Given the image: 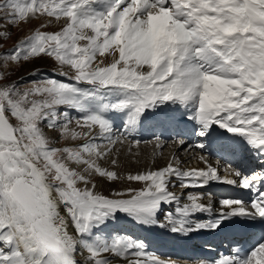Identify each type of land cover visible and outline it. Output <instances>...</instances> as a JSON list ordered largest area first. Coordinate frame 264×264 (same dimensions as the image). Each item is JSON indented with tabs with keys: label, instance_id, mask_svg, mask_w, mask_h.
<instances>
[{
	"label": "snow or ice",
	"instance_id": "1",
	"mask_svg": "<svg viewBox=\"0 0 264 264\" xmlns=\"http://www.w3.org/2000/svg\"><path fill=\"white\" fill-rule=\"evenodd\" d=\"M41 60L51 74L11 79ZM148 120L184 125L175 150L120 171ZM189 149L204 167H182ZM125 218L169 239L259 233L199 264H264V0H0V264H178Z\"/></svg>",
	"mask_w": 264,
	"mask_h": 264
},
{
	"label": "bare ground",
	"instance_id": "2",
	"mask_svg": "<svg viewBox=\"0 0 264 264\" xmlns=\"http://www.w3.org/2000/svg\"><path fill=\"white\" fill-rule=\"evenodd\" d=\"M157 150L158 149L155 148L152 150V146L149 144L141 145L140 156L137 158L139 163H134L130 158L122 155L120 171L125 173H136L138 171H144L150 167H161L165 165L167 163V158L170 155L167 152H170L171 150H168L161 156L157 155L155 158V164H153V153H158ZM174 150L173 147L172 152ZM182 152L183 151H179L178 154L181 155ZM111 188H116V184H102L100 190L108 193ZM205 191H212L218 196H236L243 193V190L216 183L212 184L209 189H205ZM119 225L122 227L121 230L144 239L148 244V251L155 253L161 259L177 261L178 264H199L202 259H211L204 255V249L208 250L216 248L217 246L230 245L237 240V237H232V234L236 231L228 233L205 231L193 233L190 238L169 239L163 235V229H145L142 226L135 225L128 221L126 218L122 219Z\"/></svg>",
	"mask_w": 264,
	"mask_h": 264
},
{
	"label": "rangeland",
	"instance_id": "3",
	"mask_svg": "<svg viewBox=\"0 0 264 264\" xmlns=\"http://www.w3.org/2000/svg\"><path fill=\"white\" fill-rule=\"evenodd\" d=\"M31 27H32V25H28V26H25L23 28V30H21L20 28L14 29L13 30V36L10 40L7 41L6 46H11L13 43H15V41L19 37L26 35L29 31V28H31ZM44 30H55V28H49V29H44ZM46 67L53 69L52 62L49 60H41V61H37V62L31 63V64H28L24 67L17 69L16 72L14 73V75L11 77V79H17L18 77L23 76L25 78V80L27 81V80H29V78H31L30 72H32L36 69H43ZM156 161H158V160H156ZM124 186H127V185L116 184V188H120V187H124ZM132 186L139 187L138 184H134ZM105 193L107 194V192H105Z\"/></svg>",
	"mask_w": 264,
	"mask_h": 264
}]
</instances>
